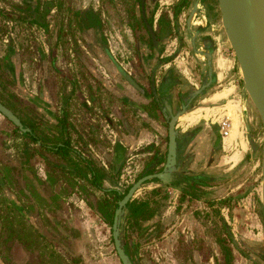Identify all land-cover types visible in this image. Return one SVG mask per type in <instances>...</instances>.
<instances>
[{
    "label": "rangeland",
    "instance_id": "obj_1",
    "mask_svg": "<svg viewBox=\"0 0 264 264\" xmlns=\"http://www.w3.org/2000/svg\"><path fill=\"white\" fill-rule=\"evenodd\" d=\"M55 1L63 3L65 8L62 12L49 14L45 24L47 27L41 28L24 22L30 17L29 13H23V10L13 8L12 4H24V0H0V11H10L12 15L9 19L0 13V63L6 50L11 49L12 54L17 55L15 60L17 61V67H19V74L25 77L23 79L25 81L24 88L26 86L25 90L33 91L34 95L37 93L40 72L43 69L42 86L47 89L53 107L56 108L55 112L58 114V111L63 109L68 114L70 124L68 131L72 145L79 147L80 150L87 147L89 151L98 156L99 162H105L107 166L111 158L114 159V152L118 145H111L110 143L108 145V139H106L104 131L107 128L109 140H116L114 136L116 135V129H112V126L114 125L115 128V125L119 122L118 113H122L120 109L118 110L121 102L118 95H115L114 80L118 79L119 83L125 85L130 93L133 94L134 92H131L125 79L121 80V73L118 70L115 71V66L112 63L108 62L107 66L102 65V62L96 56L95 46L87 41L86 35L83 33L84 23H69V19H67L68 11L65 9L74 11L80 9V6L95 9L104 21L102 31L108 39L110 47H112V57L116 64L129 67V64L135 61V55L130 51L134 44L132 40H128L125 36L124 30L121 29L122 24L114 19L116 17L115 7L109 0ZM159 1L150 0L149 13L152 11L153 5H156ZM192 1L189 0V4L193 3ZM122 3L129 6L133 4V0H122ZM205 3L209 7L207 10L209 21L216 24L218 30L222 33L223 29H221L220 13L216 1L206 0ZM164 11L166 10L162 9L159 14H155L154 20L159 19ZM179 32L181 33L180 28L172 33L176 36ZM164 42L165 40L162 38L160 47H163V52L166 43ZM184 45L181 46L184 47ZM184 48H186V45ZM175 51L174 48L173 53L169 54L170 56L163 58L166 60L165 63L172 64ZM230 52L233 53L231 49ZM144 54V51L139 53L140 60L144 58ZM49 55L54 59L51 60ZM203 59L205 60V58ZM141 63L146 65L148 73L138 66L136 75L133 74V76L141 82L147 83L148 75L152 74V67L158 68V66H151L153 65L151 60H144ZM104 67H107L106 70L114 75L113 78L105 72ZM130 69V67L127 68L128 71ZM159 70L156 72H160ZM121 72L125 73L122 68ZM239 72L235 60L232 76H235V79H239L240 82V89L236 95H246ZM225 82L228 83L229 81ZM226 83L220 82L216 85L214 82L212 87L219 86L217 89L220 90L222 88L220 86ZM181 84L184 86L189 85L184 80ZM213 88H210L205 95L200 96L193 102L189 111L195 110L203 99L208 98L217 90ZM18 92V86L12 82L10 75L0 68V101L11 108L16 115L21 116L26 123L42 124L40 129L35 130L36 135L42 142L49 143L48 139L54 140L53 136L59 134L58 127L41 115L34 103L19 97ZM215 106H220V104ZM179 107L177 104L176 109L178 110ZM125 110L127 111V109ZM132 111L137 113L136 109ZM129 113H131V110ZM221 113L223 114L221 111L219 115ZM136 116L133 115L129 118L134 122ZM128 117L126 118L128 119ZM238 117L241 136L245 141L248 153H250L244 159L245 163L238 164L231 170L217 172L221 175L219 176L221 180L214 185L218 190L222 188L221 191L225 194L224 198L216 200L213 195L208 194L209 192L206 189L197 187L195 190H198V194L201 193L200 191L206 193L202 197L206 201L204 204L200 203L199 206L198 204L194 206L191 203L187 206V209L190 208L189 211L193 213L192 216L196 224L199 225L195 233L190 235L195 251L203 255V258L218 253L220 260L217 262L218 264H226L223 246L236 250L232 241L238 245L241 251L240 253L237 252L240 256L238 258L245 259L243 264H255L249 257H255L259 254L258 248L256 246L252 247L248 242L252 245L260 242H256L253 240L254 238L247 239L237 232H234V234L232 232L228 233L233 228V214L231 213V215L225 217L224 213V217L229 218L224 222L225 218L220 213L221 208H227L231 205L234 207L240 202L242 193L246 194L242 192L243 189H248L250 186L251 176L260 173L262 124L259 118L255 122H250V117L246 115V118L243 119L244 125L240 120V114H238ZM107 120L112 122L109 127ZM4 122L7 127L3 124L0 128V262L5 264H121L114 250L110 227L104 226L94 218L82 201L84 199L93 200L91 194L95 190L88 185L86 186L84 182L79 185L80 180L78 179L75 182L71 177L65 176L61 166L66 167L68 163L61 162L59 159L55 160L51 155H48L45 159L40 154V152L45 154L43 149H37L29 139L22 137L19 132L15 131L7 120L4 119ZM148 123L150 124V122ZM166 124L164 121L162 122L164 132L167 128ZM224 125V122L218 126L217 123L212 125L210 121L201 120L186 131L187 140L196 138L199 141L196 146V154L190 156L193 161L197 156L198 163L192 168V172L188 170V177L206 173L205 166L209 160L206 146L209 142L214 147L220 145L211 163L214 166L223 163L224 160L221 158L226 156L227 153L222 151L220 138L225 137L229 129ZM149 128H151L150 125ZM183 128L185 129L186 126L180 129L183 130ZM112 131L113 134H110L109 132ZM218 131L221 135L218 134ZM248 135L256 144L255 152L248 143ZM162 138L166 144L167 137L165 134ZM214 139H218L216 143ZM151 148H143L136 154L145 156L147 152H152ZM120 156H122L124 163L119 170V179L114 182L111 180L103 182V180L102 185L105 188H118L125 191L144 172L138 167L143 160L140 161L137 157L131 159L133 155L126 152ZM122 159H116L115 166ZM254 164H257V171L253 173ZM161 169L162 167L156 165L154 173L159 172ZM218 169L224 168L220 167ZM225 169H228V167H225ZM45 172H47V178L44 176ZM38 180H42V182ZM154 185L160 186L161 184L158 182L143 184L136 191L134 198H150L149 195L153 191L150 189ZM161 189L158 187L155 190H158L160 195L165 197ZM182 189L183 187L180 188V190ZM185 191L190 193L193 191V187H186ZM227 193L231 194L226 196ZM98 195L100 194L98 193ZM161 200L163 199H158V205L162 204ZM13 201L17 203V208L12 203ZM215 205L217 206L216 209L213 208ZM159 215L160 212L158 211L157 218ZM252 216L255 218V222L260 220L257 210L252 212ZM157 218L154 220V225L157 227L155 234H152L153 232L151 235L148 234V230L151 229L149 227L139 239V248L133 253L129 248L128 252L135 260L134 264H156L152 259L150 248L147 247L154 239L157 240L162 233L164 234V230L160 229V222ZM193 219L191 218V222H194ZM35 229H40L47 239L39 236L38 231ZM249 230L253 235L258 233L253 227H250ZM124 235L125 238H121L122 242L128 246L131 240L135 238L136 232L133 229L127 230L125 228ZM261 239V243H264V233ZM52 240L59 241L60 246L54 244ZM252 250L258 253H254ZM201 264H204V262H201ZM229 264H233V258Z\"/></svg>",
    "mask_w": 264,
    "mask_h": 264
},
{
    "label": "crops",
    "instance_id": "obj_2",
    "mask_svg": "<svg viewBox=\"0 0 264 264\" xmlns=\"http://www.w3.org/2000/svg\"><path fill=\"white\" fill-rule=\"evenodd\" d=\"M176 1L177 0H160L158 2V6L160 9L164 7L169 8V6H172ZM205 4V1L200 3L201 11H203ZM156 20L157 19H155V25L157 23ZM186 21L187 19H185V14H182L178 20H173L169 17L166 24H161L166 32L161 36V39L163 38L166 43L164 42V52H162L160 56L159 53L154 52V55L150 58L153 59L151 60V63L153 64L151 66H158V68L152 67L151 69V79H154V82H151L150 84H148V82L144 83L133 76V74L136 75L138 66L141 67L144 72H147L146 65L141 62L144 60H150L148 59L150 56H147L149 54L148 52L143 55L144 60H140L139 56H137L138 58H135V61L129 64V67L131 68L129 71L127 70L129 67L119 64L122 70L125 73L127 72L128 76H133L132 79L142 89L148 91L149 93L151 91L152 94H157L153 97L154 99L151 98L154 101L152 102L153 105H150V94H146L144 97L136 93L132 94L129 89H126L125 85L119 83L118 90L123 94L119 97L121 105L118 106V110H121L122 115L118 113L119 122L115 125V128L114 125L112 126V129H116V135H114L116 140H109L107 128L106 131H104L106 133V139H108V145H118L116 151L114 152L115 161L116 159H122V156L120 155L126 152L127 154L130 153L133 155L131 156V159L137 157L140 161L143 160L140 162V166H138L141 171H143L146 167L147 170L153 169L158 163V160L153 161V152H147L145 155L146 157L136 153L149 146L154 149V153L155 151H158L160 156L165 153L166 144L163 142L162 138L165 132L163 131L162 122L165 120L166 115L169 114L167 108L170 106L172 111H176L177 104L180 106L183 100L185 101L191 99L195 91L202 89V92L198 96L192 98L190 102L191 106L194 100L196 101L200 96L205 95L210 88H213L212 86L214 85V82L217 85L220 82L226 83L225 81H229L223 86H220L222 87L220 90L219 88L217 89L219 86H215L213 89L217 90L213 92L211 96H208V98L203 99L200 102V108L197 107L193 111H188L182 115L176 123V130L180 135L178 141V164L181 167V170H183L184 175L189 174V171H191L198 163L197 156L194 161L191 160L190 156H192V154H196V146L199 141L196 138L187 140L185 133L189 128L195 126L198 122L203 120L207 122L210 121L212 125L217 123L218 126L224 122V126L229 128V131L232 128L228 113V108L230 106L238 107V114H240V120L243 124V119L246 118V115L250 117V122H255V120L258 119L256 113L251 110L252 108L249 98L242 94V96L239 94L236 95L240 89V82L239 79L236 80L235 76H232L235 66V57L234 54L230 52V47H228L224 35L220 30H218L217 25L204 20L192 19L190 23H187ZM178 27L180 28L181 33L179 32L176 36H174L175 34L172 32L179 29ZM121 29L124 30L123 32L128 40L133 41L128 27L123 24ZM183 44L186 45V48H184L185 45L184 47L181 46ZM174 48L176 51L173 54L174 57L172 58V64L165 63L166 60L163 58L170 56L169 54L173 53ZM110 50L111 53H113L112 47H110ZM205 51L209 52L212 57L211 74L209 73L210 67L206 62L207 57L203 54ZM160 58L161 62L159 61ZM203 58H205V60ZM157 70L160 72H156ZM183 80L189 85H182L181 83H183ZM114 83L116 84L118 81H114ZM216 104H220V106H215ZM125 109H127V111ZM133 109H136L137 113L133 112ZM130 110L131 113H129ZM221 111L223 114L221 113V115H219V112ZM123 114L126 117H128V115H130L129 117H132L133 115L137 116L133 122V120L129 117L127 119ZM107 121L109 127V124L111 125L112 122L110 120ZM148 122H150V124ZM3 124L7 127V125H5L4 118L0 115V128ZM149 125L151 128H149ZM183 126H186V128H183V130L180 129ZM109 133L113 134V131ZM218 134H220L219 131ZM238 135L239 137L237 138V141H235V139L232 141L229 140V134L220 138L222 151L226 152L227 155L221 158L224 161L218 166H214L211 161L212 158H215V153L218 152L220 145L214 147V145L209 142L206 146V152H208L209 160L205 168L208 171L206 170L205 174L199 176L207 177L209 183L206 187L201 188L206 189L209 192L208 194L213 195L216 200L224 198L225 195L223 194V191H221L222 188L218 190V188L214 185L217 181L219 182V180H221V177H219L221 175L218 173H221L224 170H231V168L238 166V164H244V159L248 156V154H250L248 153L249 151L247 150L245 141L241 136V132ZM214 140L216 143L218 139ZM142 157H144V159H142ZM164 157L160 167H163L165 160ZM220 167L224 169H218ZM225 167H228V169H225ZM255 171H257V164H254L252 168V172L254 173ZM141 175H143V173ZM196 176L197 175H195V177ZM250 180L251 182L248 189H243L242 191L246 194L242 193L240 202H238L234 207L231 205L227 208H221L220 213L223 217L224 213L225 217H228L231 213L233 214V228L229 231L227 230L228 233L232 232L234 234V232H237L247 239L254 238L253 240L260 242L252 245L247 241L252 247L256 246L259 250L260 256L262 255L263 257L264 243H261L260 241L262 240L261 238L264 233V209L261 202V173L258 172L257 175L251 176ZM160 184V186L154 185L150 189L155 190L160 187L162 188V193H164L167 197L161 200L162 204H159L157 207L160 212V229L162 231L164 230V234L162 233L157 240H151L152 242L150 241V246L147 247L150 248L152 259L156 262V264H201V262H204V264H218L217 262L220 261L218 253L210 254L203 258V255H201L198 251H195L192 237L190 236L195 233L199 225L196 224L192 216L193 213L189 211L190 208L187 209V206L190 203L194 206L197 204L199 206L200 203L204 204L206 200L202 198L195 199L190 196L182 197V190H180L182 187H173L163 183ZM229 194L231 193H227L226 196ZM149 196L151 197V195ZM213 208L216 209L217 206L215 205ZM255 210L258 211L260 219L258 222H255V218L252 216V212H255ZM93 217L96 218L94 215ZM191 218L194 222H191ZM227 219L229 220V218H225L224 222H226ZM148 226L149 224L144 223L139 230V236H142L149 227H151V229L148 230V234L151 235L152 232V234H155L157 227H155L153 223L151 226ZM250 227L255 228L258 233L256 235L251 234L249 230ZM232 242L236 248V250L231 249L233 264H243L245 259L238 258L240 257L238 253L241 251L239 250L238 245H235L234 241Z\"/></svg>",
    "mask_w": 264,
    "mask_h": 264
},
{
    "label": "flooded vegetation",
    "instance_id": "obj_3",
    "mask_svg": "<svg viewBox=\"0 0 264 264\" xmlns=\"http://www.w3.org/2000/svg\"><path fill=\"white\" fill-rule=\"evenodd\" d=\"M76 1H78V0H76ZM80 1L81 0H79V2ZM180 1L181 0H177L172 6H169V8H165V7L162 8V9H165L166 11H164V13H161L159 19L156 20L157 23L155 25L154 16H155V14L156 15L159 14L162 10L159 8L158 3H156V5L155 4L153 5V9L149 13L148 6L150 5V0H133V4H131L129 6L124 5L122 3V0H109V2L112 5H114V7H115L116 17L114 19L118 23H120L122 25L123 24L126 25V27H128L129 31L131 32L130 35L132 36V39H133L132 42L134 44V47L131 48L130 51H131V53H134L135 58H138L137 56H139V53L141 51L142 52L144 51L145 54H147V52L149 53L147 55V56H150L148 59H150L154 55V52L159 53V55L162 54L163 47L162 48L160 47L161 36L166 32L164 31V29H163L164 27H162L161 24H164V23L166 24L169 17H171L173 20H178V18L182 14H185V19H187V21H186L187 23H190V21L192 19L202 20V21L204 20L206 22L207 21L209 22V18L207 17V10L209 7H207V5L205 4L204 5L205 7H203V11H201V9H200V3L201 2L203 3L204 1L206 2V0H199L197 9L193 15H191V11H192V7L195 3V0H193L192 1L193 3H191V4H189V1H188L187 5L182 6L181 8L178 6ZM216 4H217V2H216ZM12 6H13V8L23 10V13H29L30 17L28 19L24 20V22H27L29 25L39 26L41 28L47 27L45 24L47 23V19H48L49 14H55V13H58L59 11L62 12L63 8H65L63 3H57V1H55V0H24V4L15 3V4H12ZM176 7L180 8L177 12L175 10ZM217 8H218V5H217ZM65 10L68 11V13H67L68 18L67 19H69V23H72V22H83L84 23L83 33L86 35L87 41L89 43L93 44V46H95L94 50H97L96 56L100 59V61L102 62V65L107 66L108 62L112 63L115 66V71L118 70L121 73V77H122L121 80L123 78L126 80L130 90L136 94H139L140 96H143V97L146 94L147 95L150 94V96H149V99L151 101L150 105H153L152 102L154 100H152V99H154L153 97L156 96L157 93L152 94L151 91L149 93L148 91L141 88L144 91V94H141L137 89H134L133 88L134 85L132 83V80H133L132 74H131L132 77H130L126 73V75L129 77V78H126L123 75V72H121V68L119 67V65L114 62L115 60H113V57H112L113 53H111L108 39L105 37V34L102 31L104 21H102L103 20L102 17L95 11V9H89L88 7L84 8V7L80 6V9H75V10L73 9L74 11H70V9H67V8ZM0 13H1V15H4V17H6V18L8 17L9 19H11V17H12L10 11H4L3 10V11H0ZM148 26H150L152 28V32L154 33L155 38H156V43H154L152 40V37H151L149 30H148ZM166 27H167V25H166ZM144 41H147V42H145L147 47L144 45ZM149 43L152 44L151 47L148 46ZM208 53L209 52H206V51L203 52V54L205 56ZM98 54H100V55H98ZM16 56L17 55L12 54L11 49L6 50V53H5L3 59L0 63V68L3 71H5L8 75H10L12 82L15 83L16 86H18L19 97H21L22 99H26L29 102L31 101L32 103L35 99H41V101H43L44 104H47L48 106H50L52 111H51V109H47L46 107L39 108L36 106L38 111L41 113V115H43L48 121H50L48 119V117H49L48 114L53 113L57 116H61V114H63L65 112V110L60 109L58 111V114H57V112H55L56 108L53 107V102H51L49 93H48L47 89H44V87L42 86V79H43L42 76H44L43 75V73H44L43 69L40 72V77H39L40 83L38 84V89H36L37 90V93H36L37 96H36L33 94V91H28V89L25 90V88H26V86L24 88L25 81H23V79L25 77H24V75L21 76V74H19V67H17V63H16L17 61L15 60ZM49 57L51 60L54 59L51 55H49ZM150 60H153V59H150ZM159 61L161 62V58L159 59ZM106 68L107 67H104V70H106ZM56 71H58V69H56ZM105 72L109 73V75L112 78L114 77V75L109 70H106ZM151 77H152V74L149 75V77H148V80H147L148 84H150L151 82H154V79L152 80ZM114 81H118V79L114 80ZM133 82H135V81L133 80ZM118 85H119V81H118V83L115 84V86H116L115 95H118V97H121V95L123 93H121L118 90L119 89ZM157 99H159V98H157ZM156 101H158V100H156ZM3 105L6 106L5 104H3ZM6 107L21 121L23 128L26 131H24V132L21 131L20 129L15 127L11 122H9L6 118H4L13 126V129L17 128L18 131H20L19 133L21 134V136L25 137L29 140H30V138L28 137V135L26 136L25 133H29L30 130L32 129L35 138L38 139L37 142L35 143V147L39 150L43 149L45 152V154L40 152L41 156H43L46 159L48 155H51L50 152H52V151L49 150L51 148V146L48 145L47 142L46 143L42 142V140L35 133V130L40 129L42 124L40 125V123L39 124L38 123H26V121L21 116L16 115L14 113V111H12L11 108H9L8 106H6ZM180 109H181V105L179 107V110ZM176 112H177V110L173 111V113H176ZM168 119H169V114L166 115V118L164 120L165 124L168 123ZM51 123H53V122L51 121ZM68 123H69V121H68ZM53 124L55 125V123H53ZM24 125H26V127H24ZM166 126H167V124H166ZM69 127H70V124H69ZM64 132H65L66 138L69 140L68 152H67L66 159L62 160V157L60 155L55 154V153L53 154V157H55L56 160L59 159L61 162L68 163V166H66V167L61 166V170H63V173H65V176L71 177L72 180H74V181L75 180L77 181V179H78V180H80L79 185L81 182H84L85 185L87 186L88 181L91 178L89 175V172L87 170V165L90 164L94 168H97V169L102 168L104 170L106 176L104 179L101 180V184H102L103 180H104L103 182H106L108 180H111L114 182V181H117L119 179V170L122 167L124 160L119 161V164H117V166H115L116 165L115 159L111 158L110 163H108L106 166V163L105 162H103V163L99 162L98 156L93 154L91 151H89V149L87 147H84V148H82V150H80L79 147L72 145L68 128H65ZM22 133L25 135L23 136ZM165 136L167 137V128L165 129ZM53 138H54V140L51 139L52 142H54L56 138L60 139L61 137L58 134V135H54ZM79 146H80V144H79ZM166 147H167V143H166ZM148 148H151V147H148ZM153 150L154 149L151 148V151L153 152L152 157L154 158L155 153ZM152 152H150V153H152ZM46 153H48V154H46ZM162 156H166V148H165V154L161 155V156L159 155V158H162ZM164 159H165V157H164ZM177 161H178V155H177ZM164 162H165V160H164ZM48 164L50 165L49 162H48ZM101 164H103V165H101ZM161 164H159V166ZM178 166H179V164H178ZM146 168L144 169L143 175H141L140 178L144 175H149L148 172H150L154 169L153 168V169L147 170ZM107 172H108V174H107ZM153 172H154V170H153ZM46 173L47 172L44 173L45 178H47ZM151 174H153V173H151ZM38 181L42 182V180H38ZM148 183H153V182H151V181L146 182V184H148ZM158 183H161V182H158ZM166 185H169V184H166ZM80 188H83V187H80ZM102 188L104 190H107V189L115 190L119 194L124 193V191H121L118 188H105L103 185H102ZM129 188L125 189V191L126 190L128 191ZM104 190H101V191L95 190V192L91 194V197L93 200L90 201V200L84 199L82 201H83V203H85V206L88 207L87 210L89 212H92L97 220H99L104 226H109L111 229L112 224L106 223L104 221V219L102 218V216L97 212V210H95V208H92V206L90 204V202H92V204H94L99 198L105 197ZM127 191H126V193H127ZM98 193L100 195H98ZM79 195H80V193H79ZM135 199L136 198L133 197L132 200H135ZM15 207L17 208V203H15ZM94 207L97 208V206H94ZM116 209H117V207H116ZM115 210H114V214H115ZM124 214H125V211H124ZM113 218H114V215H113ZM158 219H159V216H158ZM112 223H113V219H112ZM126 229L129 230V226H126ZM35 230L38 231L39 236L47 239L44 236V234L41 233L40 229H35ZM133 230L136 232V229H133ZM111 237H112V230H111ZM140 238H141V236H139V233H137L135 235V238H133L131 240L130 245H128L129 248H133V252L135 251L134 248H136V249L139 248V244H140L139 239ZM52 242L54 244H57L60 246L59 241L52 240ZM131 251H132V249H131ZM252 252H254V251L252 250ZM254 253H258V252H254ZM127 255H128V253H127ZM249 255H251V254L249 253ZM257 256H259L261 258H257V257H249V258H251L250 260L253 261L255 264H264V257H262V255L260 256V254H258ZM129 258H130V256H129ZM134 258H135V256H134ZM130 260H131L132 264H134L135 260L133 259L132 256H131ZM1 264H5V263H1Z\"/></svg>",
    "mask_w": 264,
    "mask_h": 264
},
{
    "label": "water",
    "instance_id": "obj_4",
    "mask_svg": "<svg viewBox=\"0 0 264 264\" xmlns=\"http://www.w3.org/2000/svg\"><path fill=\"white\" fill-rule=\"evenodd\" d=\"M198 2L199 0H195L191 15L196 11ZM216 2L220 13L221 27L241 72L244 91L253 105L263 127L260 173L261 202L264 209V0H216ZM148 30L153 42L156 43L155 35L150 26H148ZM206 57L207 65L210 67L209 73L211 74V54L208 53ZM123 75L129 78L125 73H123ZM132 83L134 89L144 94V91L138 84L133 81ZM201 92L202 89L195 91L192 98H195ZM192 98L185 101L183 100L181 109H178L176 113H173L170 106L167 108L169 112L167 123V147L162 170L139 178L131 185L127 193L117 203L111 230L114 250L121 264H132L122 243L119 228L126 205L132 201L136 191L144 183L158 180L164 184H171L184 175L177 161L180 135L176 130V123L182 115L189 111ZM33 103L39 108L46 107L47 109H51L50 106L44 104L41 99H35ZM0 114L21 131H26L21 121L1 102ZM248 143L255 152L256 144L249 138V135ZM151 224L152 222L149 226ZM134 250L136 251V248H134ZM255 257L260 258L257 255Z\"/></svg>",
    "mask_w": 264,
    "mask_h": 264
},
{
    "label": "trees",
    "instance_id": "obj_5",
    "mask_svg": "<svg viewBox=\"0 0 264 264\" xmlns=\"http://www.w3.org/2000/svg\"><path fill=\"white\" fill-rule=\"evenodd\" d=\"M188 1L189 0H181L179 2L178 6L180 8L182 6H186ZM180 8L176 7L175 8L176 12ZM145 42H147V41H144V45L146 46ZM149 44H148V46L151 47L152 44H150V45ZM48 115H49L48 119L50 120V122L52 121L53 123H55L56 127H58L59 135L61 137L60 139H56L55 142H52L50 139H48L49 143H47V144L51 146V148L49 150L52 151V152H50V154H51V156H53V154L55 153L57 155H60L62 157V160H65L66 156H67V152H68V145H69V140L66 138V135L64 132V129L69 127L68 114H67V112H64L63 114H61V116H57L53 113L48 114ZM24 127H26V125H24ZM14 129L17 132H20V131H18L17 128H14ZM25 134H26V136L28 135L31 143L35 145V143L37 142L38 139L35 138V136L33 134V130L31 129L29 133H25ZM25 134L22 133L23 136ZM53 158L56 160L55 157H53ZM155 160H158L157 165L162 163V158H159L158 152H155L153 161H155ZM87 170H88L89 175L91 177L90 180L88 181V185L94 190H99V191L104 190L102 188V184H101V180L104 179L106 176L104 170L102 168H99V169L94 168L90 164L87 165ZM153 170L148 172V174L154 173ZM151 182H159V181L158 180H152ZM208 183H209V180L207 177H204V176L188 177L187 175H184V176L179 177L177 179V181H175L174 183H171L169 185H171L173 187L174 186L183 187L182 197L190 196L192 198L199 199V198L204 197L206 195V193L204 191H200L201 193L198 194L197 193L198 190H195V189L197 187L204 188L208 185ZM186 187H193V191L190 193H187L185 191ZM126 191H124V193H122V194H119L115 190H109V189L104 190L105 197L99 198L94 204H92V202H90V204H91L92 208H95V210H97V212L102 216V218L104 219V221L106 223L112 224L114 210L117 207V202L124 196ZM153 197H154V199H153ZM165 197L161 196L160 192L158 190H153L150 198L135 199V200L130 201L125 207V214L121 217V222H120V226H119L120 237L123 239V237L125 236L124 230H125L126 226H129V229H136V234H137V233H139V230L144 225V223H147V224H150L151 222L154 223L155 222L154 220H156L155 218H157L158 211H159L157 208L159 206L157 203L158 199H164ZM13 203L15 205L16 202L13 201ZM94 206H97V208ZM157 220H158V218H157ZM220 242L223 244L222 241H220ZM123 245H124L126 252L128 253V255L131 258V255L128 252L129 247L127 246L126 243ZM131 249H132V253H133V248H131ZM223 250H224V254H225L226 264H229L230 261L232 260L231 249L229 247L223 246Z\"/></svg>",
    "mask_w": 264,
    "mask_h": 264
},
{
    "label": "bare ground",
    "instance_id": "obj_6",
    "mask_svg": "<svg viewBox=\"0 0 264 264\" xmlns=\"http://www.w3.org/2000/svg\"><path fill=\"white\" fill-rule=\"evenodd\" d=\"M221 29H222V27H221ZM222 34L224 35V38H225V40L227 42V45L229 47V43H228V41H227V39L225 37V34H224L223 30H222ZM239 71H240V69H239ZM239 74L241 76V72H239ZM241 79H242V77H241ZM251 108H252L251 110L254 111V107L252 105H251ZM228 109H229L228 113H229V117H230V120L229 121L232 124V128L226 133V136L229 134L230 135L229 136V140L232 141V140L235 139V141H237V138L239 137L238 134L240 133V129H239V123H240V121H239V117H238V107L230 106ZM236 152H238V151H236Z\"/></svg>",
    "mask_w": 264,
    "mask_h": 264
},
{
    "label": "built area",
    "instance_id": "obj_7",
    "mask_svg": "<svg viewBox=\"0 0 264 264\" xmlns=\"http://www.w3.org/2000/svg\"><path fill=\"white\" fill-rule=\"evenodd\" d=\"M226 135V134H225Z\"/></svg>",
    "mask_w": 264,
    "mask_h": 264
}]
</instances>
